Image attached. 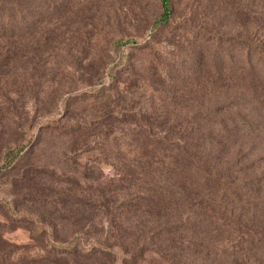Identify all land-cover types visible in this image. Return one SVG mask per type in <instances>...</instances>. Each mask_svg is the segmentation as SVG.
Masks as SVG:
<instances>
[{
    "label": "rangeland",
    "instance_id": "1",
    "mask_svg": "<svg viewBox=\"0 0 264 264\" xmlns=\"http://www.w3.org/2000/svg\"><path fill=\"white\" fill-rule=\"evenodd\" d=\"M169 4L168 22L155 28L159 0H69L6 51L22 56L0 70V264H30L48 242L108 253L79 254V264H264L262 132L204 137L214 169L205 177L219 182L212 192L172 186V205L142 207L88 198L138 175L128 132L150 127L162 142H182L180 128L222 111L264 123L255 72L216 75L211 59L216 38L264 48V0ZM227 45L229 63L243 58L242 46ZM76 187L81 199L69 196Z\"/></svg>",
    "mask_w": 264,
    "mask_h": 264
},
{
    "label": "trees",
    "instance_id": "2",
    "mask_svg": "<svg viewBox=\"0 0 264 264\" xmlns=\"http://www.w3.org/2000/svg\"><path fill=\"white\" fill-rule=\"evenodd\" d=\"M67 1L69 0H0V70L10 60L22 56L20 50H11L9 53L6 51L10 48L13 49V45L20 43L26 34H32L40 23H49V20L59 17L65 9ZM169 3L170 0H159L161 10L152 22L155 28L166 25L168 22L171 14ZM187 31L189 33L194 32L189 28H187ZM234 38L232 37V39ZM214 40L216 46L212 49L211 59L215 61L213 65L215 74L220 75L229 67L233 70L246 71L251 74L255 72L251 88L256 94L254 97L258 102L261 101L260 97L264 99V87L261 85V83H264L260 80L262 75L259 68H261V65L258 61L260 59L264 61L263 46L260 43H253L251 39L247 38L243 40L236 39L237 41L227 43L221 42L218 38ZM235 42L244 48L243 58L236 63L230 62L231 65H229V55H227V46L229 45L227 44ZM114 44H116V41ZM229 48L232 49L233 46H229ZM253 55L255 56L254 60L259 64V68L256 66V61L253 62L251 59ZM205 57L207 60L206 52ZM182 69L186 68L183 67ZM177 72H175V75ZM181 72L180 70L176 76L179 77ZM158 78L159 81L166 84L171 80L166 70H162ZM150 130V127H146V132L137 130L125 134V137L129 138L132 148L138 153V159L140 160L136 173L138 175L129 179L123 177L119 180V183L108 184L102 190L97 189V192L88 198L91 199L94 196L98 201L105 200V202L113 198L120 200V205L127 204L142 207L172 205L176 200V196L172 192V189L175 188L172 186L185 184L194 185L195 187L202 186L212 192V184L218 185L219 182L215 181L213 177H205V173L214 169L213 165L206 160L209 156V150L204 144V137L207 138L206 141L208 139L226 141L233 140L234 137H242L246 132L256 136L258 133H264V123H261L258 119L246 118L238 113L222 111L216 115L208 116V113H205L196 116L193 122L180 128L178 133L180 135L179 140L182 142H172L170 140L167 143L162 142L155 135L157 131ZM195 135L199 137L198 144H195V146L189 145L190 138ZM214 168L217 170L224 167ZM171 174H179L180 179H173L170 181L171 183H168L166 175ZM77 190L78 187L68 189L70 191L69 196L72 199L82 198ZM60 191L63 193V190ZM94 198H92L93 201H95ZM164 230L168 232V229ZM48 244L49 247L45 249L42 255L29 259L30 264H79L75 262V256L79 254L85 256L91 253L93 254L90 256L108 254L107 251H104V247L100 245L83 249L82 247H76L74 244L67 245L68 243L56 245L48 242ZM92 246L94 245L90 247ZM89 264L105 263L92 261ZM108 264L113 263L108 261Z\"/></svg>",
    "mask_w": 264,
    "mask_h": 264
}]
</instances>
